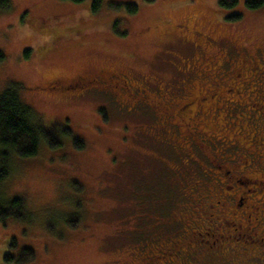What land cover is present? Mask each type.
Here are the masks:
<instances>
[{"label":"rangeland","instance_id":"1","mask_svg":"<svg viewBox=\"0 0 264 264\" xmlns=\"http://www.w3.org/2000/svg\"><path fill=\"white\" fill-rule=\"evenodd\" d=\"M246 1L226 7L221 0H101L94 12V0H0V93L21 84V100L45 126L61 131V144L42 141L27 162L71 175L81 195L75 207L82 209L66 213L74 230L48 222L55 237L25 238L12 217L0 220V264H26L27 248L34 264H145L135 260L143 241H166L187 227L189 209L203 206L187 196L189 179L201 181L187 169L200 167H185L174 129L168 139L154 111L129 112L103 94L67 104L48 82L109 69L169 88L186 78L184 63L204 66L224 53L221 37L251 52L264 47V5L249 9ZM129 4L137 6L135 14ZM184 35L197 47L181 44ZM45 152L49 158L41 159ZM15 198L24 200L22 194L5 200ZM8 253L13 260L5 259Z\"/></svg>","mask_w":264,"mask_h":264},{"label":"flooded vegetation","instance_id":"2","mask_svg":"<svg viewBox=\"0 0 264 264\" xmlns=\"http://www.w3.org/2000/svg\"><path fill=\"white\" fill-rule=\"evenodd\" d=\"M220 40L224 53L204 66L184 63L186 78L169 88L109 69L48 82L67 104L103 94L129 112L154 111L159 130L181 137L185 167H200L187 169L201 179H189L187 196L203 206L189 209L173 238L143 241L135 260L145 264H264V47ZM181 44L197 47L187 35Z\"/></svg>","mask_w":264,"mask_h":264},{"label":"clouds","instance_id":"3","mask_svg":"<svg viewBox=\"0 0 264 264\" xmlns=\"http://www.w3.org/2000/svg\"><path fill=\"white\" fill-rule=\"evenodd\" d=\"M41 159H48L49 153L39 154ZM7 164L9 174L0 180V199L22 194L23 217L12 216L10 224L14 231L25 238L53 236L47 227L51 221L57 230H74L66 222V213L80 211L75 207V199L80 195L71 183V175L57 169H37L27 162L25 154L19 150L9 153L7 160H0V166ZM26 230V234L24 233ZM26 264H34L31 257Z\"/></svg>","mask_w":264,"mask_h":264},{"label":"trees","instance_id":"4","mask_svg":"<svg viewBox=\"0 0 264 264\" xmlns=\"http://www.w3.org/2000/svg\"><path fill=\"white\" fill-rule=\"evenodd\" d=\"M8 1V0H5ZM74 3H82L85 0H69ZM101 0H94L93 11H99ZM226 7H234L238 0H221ZM249 9H257L264 5V0H247ZM127 10L130 14L137 12V6L129 4ZM21 84L12 83L0 93V160H7L9 153L19 150L26 157L38 153L42 141H47L51 146L61 144V131L56 126L47 127L43 124L39 114L20 98ZM80 146V141H78ZM9 174V168L5 163L0 166V180ZM1 197V196H0ZM23 199H0V220L8 217H23ZM15 241L13 240V243ZM14 244H12L13 246ZM21 253L34 258L32 249H24ZM6 260H13L12 254L5 255Z\"/></svg>","mask_w":264,"mask_h":264}]
</instances>
